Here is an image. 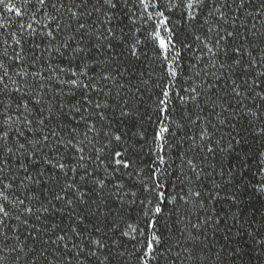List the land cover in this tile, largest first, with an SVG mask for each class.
<instances>
[{
	"label": "snow or ice",
	"instance_id": "1",
	"mask_svg": "<svg viewBox=\"0 0 264 264\" xmlns=\"http://www.w3.org/2000/svg\"><path fill=\"white\" fill-rule=\"evenodd\" d=\"M249 155L264 0H0V264H264Z\"/></svg>",
	"mask_w": 264,
	"mask_h": 264
},
{
	"label": "trees",
	"instance_id": "2",
	"mask_svg": "<svg viewBox=\"0 0 264 264\" xmlns=\"http://www.w3.org/2000/svg\"><path fill=\"white\" fill-rule=\"evenodd\" d=\"M241 137H244L249 141V144L251 145V148L249 147V144H242L237 145V151H243L245 152H256L259 151L261 148V145L258 141L253 140L252 136L250 134L241 133ZM240 138V137H237ZM232 163H236L235 160L232 161ZM246 167H237L235 169V178L233 179L232 185L228 186L231 189V192H235L238 194L239 199L242 201L241 207L245 208L246 211H250L252 209H258L260 212H264V208L261 206L264 205V195H261L259 193H256L253 188L252 184H255L257 180L259 179V175H256L254 178V174L257 172V166H258V160L254 159L251 155H249L245 161ZM218 181L221 180L220 177H216ZM223 179H228L227 176H225ZM224 193H222L223 195ZM251 205L252 208H248V206ZM227 203H225V208H227ZM235 209H233L234 211ZM255 219L259 220L260 215L257 213L255 215ZM229 223H233V221H229ZM235 228L233 229V232H235ZM223 233H219L217 236V239H219L220 243H223L222 240ZM209 238L211 239V233L209 234ZM219 247V244L217 245Z\"/></svg>",
	"mask_w": 264,
	"mask_h": 264
}]
</instances>
